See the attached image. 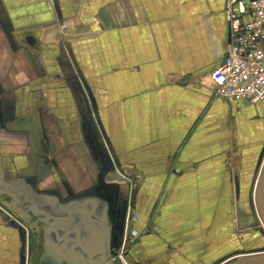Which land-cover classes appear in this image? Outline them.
<instances>
[{
    "label": "crops",
    "instance_id": "obj_1",
    "mask_svg": "<svg viewBox=\"0 0 264 264\" xmlns=\"http://www.w3.org/2000/svg\"><path fill=\"white\" fill-rule=\"evenodd\" d=\"M229 40L226 0H0V220L18 254L34 220L79 228L64 254L107 264L134 208L144 264L230 263L234 221L256 217L264 103L216 94Z\"/></svg>",
    "mask_w": 264,
    "mask_h": 264
},
{
    "label": "built area",
    "instance_id": "obj_2",
    "mask_svg": "<svg viewBox=\"0 0 264 264\" xmlns=\"http://www.w3.org/2000/svg\"><path fill=\"white\" fill-rule=\"evenodd\" d=\"M226 13L230 40L211 73L215 92L248 106L264 103V0H226ZM123 258L122 247L116 259Z\"/></svg>",
    "mask_w": 264,
    "mask_h": 264
},
{
    "label": "rangeland",
    "instance_id": "obj_3",
    "mask_svg": "<svg viewBox=\"0 0 264 264\" xmlns=\"http://www.w3.org/2000/svg\"><path fill=\"white\" fill-rule=\"evenodd\" d=\"M133 177V176H132ZM259 187H263V194H264V166L261 169V173H260V181L258 184ZM239 193L238 191H233V205H234V220L236 219L235 217V212H236V204H237V199L239 198ZM256 192H249L251 197H255V199L258 201V191ZM258 203V202H257ZM130 209V208H129ZM128 209V214H129V210ZM259 207L256 204V208H255V212H256V217L253 219L250 218V221H252V224H248V228H241L238 227L237 225V221H234V231H233V249H232V255H238V253H241L243 255L239 256V257H235L232 261L233 264H264V219L263 217L260 215V211H259ZM1 212V209H0ZM141 219V215L140 212L134 208H132V211L130 212V219L126 221L125 223V238H126V242H124L123 244V248H124V258L125 259V264H144L143 261V248H144V243H143V237L146 235V233L150 230V225H139ZM258 219V220H257ZM0 226H8V229L10 231L11 234H9V236H13L15 237L13 234V232H16L15 227H17V225L13 226V224H11V222H6L0 220ZM22 223V222H21ZM29 222L24 223V227H29L31 226L30 224H28ZM16 224V223H15ZM20 224V223H18ZM21 225V224H20ZM22 226V225H21ZM44 227L48 230H52L54 229L55 234H52L50 236H48L46 239H51L49 240V243L46 246V253L44 254L43 260H45V262L47 264H53L55 261H61V264H64L63 262H67L68 264H75V262L77 263L76 260H79V256L78 255H74V254H70V255H65V251L67 250V245L66 243L69 240H65L62 236L65 230H78L79 228L77 227H71V226H54V225H45ZM29 229V228H28ZM85 231V230H84ZM60 236L59 239H55L56 237ZM83 237V236H82ZM24 238H25V246H26V253H25V263H28V259H29V252H30V248L34 247L35 250L37 251V245L38 243H42L41 239L40 241L37 239L36 242H34L33 237L28 233L25 232L24 234ZM85 238V237H83ZM72 239V238H71ZM18 238L16 239L15 237V241L13 240L12 244V254L8 255V264L13 262L16 263L19 261V254H18V249H16V246L18 247ZM72 241H75V239H72ZM33 242V243H32ZM136 244L140 247V251H142L139 256L138 254L134 253L135 250V246ZM132 248V253L128 255V251H130ZM40 254L42 253L43 249L42 246L40 247ZM37 254V252H35ZM136 256V258H135ZM258 256H263V258L258 259ZM252 257H257L256 260L254 262H250V258ZM36 261H38V257L36 259ZM75 261V262H74ZM0 264H6V262L1 261ZM78 264V263H77Z\"/></svg>",
    "mask_w": 264,
    "mask_h": 264
},
{
    "label": "flooded vegetation",
    "instance_id": "obj_4",
    "mask_svg": "<svg viewBox=\"0 0 264 264\" xmlns=\"http://www.w3.org/2000/svg\"><path fill=\"white\" fill-rule=\"evenodd\" d=\"M257 202H258L257 203L258 204V207L260 208L259 209V211H260L259 213H260V215L264 219V215H263V212H264V194H263V187H260L259 190H258V201ZM127 210H128V208H127ZM127 210H126V213H125V216H124V219H123V225H121V229L123 231H125V219L127 218V212H128ZM128 218L130 219V216ZM28 222H29L28 224H30L31 226L27 227L26 232H28L33 237L34 242H36L37 239L39 241L41 239L42 243H38V245H37V249L38 250L37 251L35 250L34 247L30 248V252H29L30 256H29V259H28V263H25L24 260H25V253H26L25 250H26V246H25V238H24V240L22 242V248H19V254H20V256H19L18 264H46V263H41L39 261V259L43 255V251L40 254V252H41L40 247L41 246L42 247L44 246V234H43V232H44L45 227H44L43 223H41V222H35L34 220L33 221H28ZM35 252H37V254ZM116 255L117 254L107 255L106 256L107 257L106 263L107 264L108 263L109 264H115V263H117ZM37 257H38V261H36ZM235 257H236V255L235 256L232 255V258H231V261H230L229 264H233V261L232 260ZM256 258L255 257H252L249 260H250V262H254L256 260ZM261 258H263V256H258V259H261Z\"/></svg>",
    "mask_w": 264,
    "mask_h": 264
},
{
    "label": "water",
    "instance_id": "obj_5",
    "mask_svg": "<svg viewBox=\"0 0 264 264\" xmlns=\"http://www.w3.org/2000/svg\"><path fill=\"white\" fill-rule=\"evenodd\" d=\"M263 215H264V212H263Z\"/></svg>",
    "mask_w": 264,
    "mask_h": 264
}]
</instances>
